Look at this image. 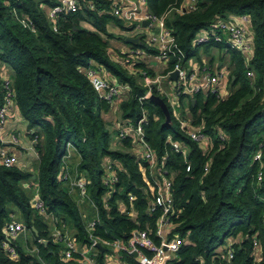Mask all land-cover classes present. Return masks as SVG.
I'll use <instances>...</instances> for the list:
<instances>
[{
	"label": "trees",
	"instance_id": "1",
	"mask_svg": "<svg viewBox=\"0 0 264 264\" xmlns=\"http://www.w3.org/2000/svg\"><path fill=\"white\" fill-rule=\"evenodd\" d=\"M79 1L77 11L58 15L57 29L53 30L47 9L57 0H0V67L10 68L14 104L28 123L38 155L36 172L0 163V264H83L77 252L64 258L62 243L54 240L46 221V217H53L64 233V227L69 226L71 238L79 247L90 244L86 220L68 189L69 181L58 178L68 146L78 155L76 169L84 177L87 193L98 210L99 219L91 235L100 242H125L133 230H144L159 243L155 235L158 211L149 210L152 196L128 152L131 139L123 140L118 147L111 145L112 130L102 115L111 106L99 97L85 73L93 65L129 85L119 105L121 118L134 122L140 111L146 110V140L158 156L167 155L165 166L172 180L175 212L169 235L181 240L168 264H264V0H197L194 10H185L186 0H146L151 13L166 15L165 26L174 36L176 48L185 54L182 63L195 54L193 39L198 30L229 15L250 16L253 52L246 64L242 54L228 48L229 93L225 98L211 91L179 96V105L184 104L192 115L191 125L200 126L210 138L207 154L179 129L166 99L168 122L157 103L150 99L139 101L147 86L139 74L123 65V54L109 42L114 38L111 26L118 27L125 40V34L135 25L103 11L102 8L109 9V0ZM89 4L95 7L91 9ZM132 46L156 53L145 41ZM174 61H168L163 74L172 69ZM133 67L154 76L151 65L141 60L135 61ZM248 69L253 71V77L247 75ZM2 87L0 78L3 97ZM151 92L159 96L154 87ZM218 132L225 135L223 145ZM166 135L187 147L189 171H185L182 155L165 144ZM258 151L261 165L254 159ZM105 160L118 165V181L110 189L107 207L103 195L109 189L102 183ZM207 160L208 170L204 171ZM258 171L263 173L259 183ZM32 187L38 191L43 211L35 206L28 192ZM127 193L135 197L134 218L117 208L116 201L125 200ZM13 219L31 233L24 243L18 238L9 239L16 258L5 253L1 244L5 227ZM230 242L233 256L227 259ZM105 253L99 251L101 264ZM121 255L123 260L136 264L131 254Z\"/></svg>",
	"mask_w": 264,
	"mask_h": 264
},
{
	"label": "built area",
	"instance_id": "2",
	"mask_svg": "<svg viewBox=\"0 0 264 264\" xmlns=\"http://www.w3.org/2000/svg\"><path fill=\"white\" fill-rule=\"evenodd\" d=\"M110 7L107 10L102 8L103 11L110 12L113 16L121 18L122 20L133 23L135 29H139L143 26V22L147 21L148 24L157 25L159 27L158 32L148 33L147 42L149 44H155L157 46L156 53H150L146 49L131 46L128 51L123 52L120 58L123 65H125L131 73H137L141 76V79L145 86H147V92L139 97L141 102L144 99H150L153 95L151 88L159 92L160 79L167 77L172 71H177V78L174 82L173 100L170 102L173 115L179 124V129L185 133L192 141L196 142L199 147L208 153L210 138L206 135L200 126H192L189 120L179 113L177 107L179 106V96L181 94L192 95L198 91H211L218 93L221 96L220 88L228 83L229 73L225 70H219L213 73H209L206 69H188L183 66V59L185 54L176 48L175 38L168 28L165 26V17L163 14L157 16L151 13L146 7V0H138L137 3L129 0H109ZM197 0H186L183 7L185 10H194ZM89 7L93 9L94 4H89ZM80 8L79 0H57V3L47 9L48 18L52 21V29L56 30V18L61 13L75 12ZM230 18L227 21H215L213 26L202 28L198 30L194 36L193 44L195 46H202L206 44H219L225 43L231 50L239 52L244 58V62L248 64L253 52L251 44L250 34V16L246 13L238 15H229ZM21 22L32 28L31 24L25 19H21ZM218 22V23H217ZM226 34V39L224 38ZM171 58H174L172 69L165 75H157L154 77L148 76L146 70H136L133 65L137 60H141L146 64L151 61L157 60L164 63H168ZM104 69L101 66L93 65L85 70V73L92 84L99 97L103 99L110 106L114 105L117 101H122L126 98L130 89L129 85L119 83L115 78L108 79L103 73ZM247 75L253 77L254 73L251 69L247 70ZM3 97L0 102V129L5 123L7 112L10 110L14 103V93L10 85L9 79L3 80ZM148 114L146 110L142 109L137 120L134 122L131 120H119L116 123L117 142L120 144L127 138L131 139V145L128 148V152L132 154L138 168L141 172L142 179L145 182L146 188L151 193L152 204L149 208L151 213L158 211L155 224V235L159 238L157 243L146 231L133 230L127 241L120 239L106 240L100 242L98 239L91 235V230L94 227L97 219L89 222L87 231L89 232V238L91 239L88 246L79 248L76 242L67 234L58 233L53 236L56 242H62L64 249L62 250L64 258H70L73 252H77L81 255L83 264H101L99 261V248L98 245H102L106 249H111L118 255V261L120 264H131L130 262L122 259V252H127L134 257L136 264H157L166 256L169 257L165 264H168L172 256L178 251L181 245V240L177 235H169L172 230V218L175 212L173 211V196H172V180L165 166V160L167 155L162 154L158 156L156 151L151 147L150 143L146 140L144 124L147 123ZM218 139L224 144L225 135L222 132L217 133ZM1 142V140H0ZM166 145L176 153H180L185 163V171L191 169L190 161L187 159L188 149L182 143L172 140L171 135H166L164 140ZM254 159L261 165V153L256 152ZM209 160H207L203 166V170L207 171L209 166ZM0 163L5 167L18 166V160L15 155L8 154L6 150L0 145ZM104 168V175L102 177V183L108 187V191L103 195L104 206L107 207V200L109 199L115 184L118 181V175L116 169L118 165L116 162L105 160L102 162ZM62 179L66 177L65 169L61 171ZM263 178V173L258 171L256 175V181L259 183ZM77 187L82 194L87 193L86 181L78 179L76 181ZM135 197L131 193H127L126 199H118L116 201L118 210L127 215L130 218H134L136 210L133 202ZM35 206L43 211V205L40 199L35 201ZM264 225V220H263ZM27 231L25 225L13 219L10 221L4 230V238L2 240V246L10 257L16 258V249L10 243L9 239L17 236L19 233ZM231 242L226 249V258L230 259L233 256ZM256 245V241L254 240ZM82 249V250H81ZM136 255H133V252ZM145 251L151 252L147 255Z\"/></svg>",
	"mask_w": 264,
	"mask_h": 264
},
{
	"label": "crops",
	"instance_id": "3",
	"mask_svg": "<svg viewBox=\"0 0 264 264\" xmlns=\"http://www.w3.org/2000/svg\"><path fill=\"white\" fill-rule=\"evenodd\" d=\"M131 2L137 3L138 0H129ZM146 7V5H145ZM147 8V7H146ZM148 9V8H147ZM171 12V11H170ZM230 16H228L225 19H217L218 22L220 21H227L229 20ZM217 22V23H218ZM84 26L89 27L86 23L83 24ZM159 27L152 24H146L139 28V29H133L131 32L128 31L126 34V37L128 36H136L141 35L143 41L147 42V35L148 33L152 32H158ZM130 33V34H129ZM226 34L224 33V36ZM226 39V36L224 37ZM113 43V40H112ZM111 44V40H110ZM194 45V44H193ZM210 45V46H208ZM131 44H123V43H117L114 44L112 48L119 52L123 53L125 51H128L131 48ZM150 46L154 49V51H157V46L155 44H150ZM193 49L195 51V54L193 56L188 57L185 62L183 63V66H185L188 69L198 68V69H206L209 73H213L219 70H225L226 72H230L229 69V54L227 52L228 47L225 43H222L221 45H215V44H206L202 46H193ZM151 65V69L154 73V76L157 75H165L163 74L165 69L168 66V63H164L162 61H151L149 63ZM168 73V72H167ZM166 73V74H167ZM11 71L5 66L2 65L0 67V78L9 79L10 78ZM103 75L108 79H113L114 77L110 75L107 72H104ZM170 73L167 77H164L160 79L159 81V87L160 90L158 92L159 97H161L163 100L166 99L167 102H172L173 100V91H174V82L175 80L170 79L169 77ZM153 76V77H154ZM3 79V80H4ZM221 90V96L225 98V96L229 93V86L228 84L224 85L220 88ZM2 98V91L0 88V102ZM121 101H117L114 105L111 106L110 114H102L103 118L110 124V129L112 130L111 133V145L113 147L120 146L117 142V127L116 123L117 121L121 120V111L119 108ZM184 105V104H182ZM179 105L177 107V110L180 114H182L184 117H186L189 120V123L192 120V115L190 111L185 108V106ZM27 121L24 120L18 109L17 106L13 103L10 110L7 112L5 123L1 126L0 129V140H1V146L6 150L8 154L15 155L18 160V167L29 170L32 172H36L37 170V152L34 148V143L32 138L30 137V130H28ZM191 125V123H190ZM121 144V143H120ZM68 146V153L63 158V166L66 171V177L62 179L61 173L58 175L59 179L62 180H68L69 183L68 189L70 193L73 195L74 199L76 200L80 211L82 213V216L84 217L85 212H87V208L89 209L90 205L87 203V201L91 204V206L94 208V210L97 211L98 218V210L96 206L93 204L91 198L89 197L88 193L82 194L80 192V189L76 185V181L78 179H84V177L78 173L77 171V163L79 161L78 155L74 151L73 147ZM130 147V146H129ZM128 147V148H129ZM62 171V170H61ZM32 197L36 201L38 198V191L35 187H32L31 189ZM91 207V208H92ZM95 218V219H96ZM53 217H46V221L49 223L51 228V233L53 235H56L58 233H62V227H58L54 223ZM94 219H91L90 221H86V225L91 222ZM68 227H64L65 234L68 235ZM70 228V227H69ZM71 229V228H70ZM29 235L31 233L27 231ZM24 235V238L29 239V236ZM72 236V235H71ZM23 236L19 237V234L15 236L14 238H18L21 240ZM62 243V242H59ZM62 248H64V244L62 243ZM82 248V247H79ZM82 250V249H81ZM100 250V249H99ZM101 251V250H100ZM105 257L103 259V264H120L118 261V255L114 253L111 249H106L104 247Z\"/></svg>",
	"mask_w": 264,
	"mask_h": 264
},
{
	"label": "water",
	"instance_id": "4",
	"mask_svg": "<svg viewBox=\"0 0 264 264\" xmlns=\"http://www.w3.org/2000/svg\"><path fill=\"white\" fill-rule=\"evenodd\" d=\"M147 23H148L147 21L143 22L144 25H146ZM125 42H127V43H129L131 45L132 44H138V45H143L144 44V41H143L141 35L128 36V37L125 38ZM169 77H170V79L176 80L177 71L175 70V71L170 72ZM150 100L154 101L155 103H157L159 105V107L161 108V110L165 114L166 121L168 122L169 121V110H168L166 102L161 97H159L158 95H152L150 97ZM193 102H194V100L192 99V103ZM98 248L101 251H104V247L102 245H98ZM132 254L136 255V252L134 251ZM168 259H169V257L166 256L161 261H159L157 264H165L166 260H168Z\"/></svg>",
	"mask_w": 264,
	"mask_h": 264
},
{
	"label": "rangeland",
	"instance_id": "5",
	"mask_svg": "<svg viewBox=\"0 0 264 264\" xmlns=\"http://www.w3.org/2000/svg\"><path fill=\"white\" fill-rule=\"evenodd\" d=\"M110 31H112L113 32V34H114V38L113 39H110L111 40V46H113V43L114 44H117V43H123V44H128L127 42H125V40L123 39V37L122 36H124V33L118 28V27H115V26H111L110 27ZM130 34V33H129ZM126 35V34H125ZM110 40H109V42H110ZM112 40H113V43H112ZM8 68V67H7ZM9 70H10V68H8ZM4 78H2V80H3ZM169 102V101H168ZM104 115L105 114H110V111H107V112H104L103 113ZM111 138H112V136H111ZM71 148V147H70ZM65 186V185H64ZM29 193H31L32 194V192L31 191H28ZM87 203L90 205V207H89V209L87 208V212H85V214H84V219L86 220V221H90L91 219H95L96 218V216H97V211L96 210H94V208L91 206V204L87 201ZM92 207V208H91ZM97 208V207H96ZM15 220H17V219H15ZM19 221V220H18ZM68 236L69 237H71V233H72V230L68 227ZM26 233H28L27 231H25V232H22V233H19V237H21V236H23L22 238H21V242L22 243H24L25 242V239L26 238H24V235H26ZM62 234H65L64 232H62ZM26 236H29L30 237V235L29 234H27ZM228 240V239H227Z\"/></svg>",
	"mask_w": 264,
	"mask_h": 264
}]
</instances>
